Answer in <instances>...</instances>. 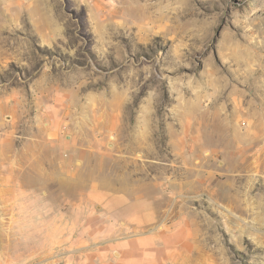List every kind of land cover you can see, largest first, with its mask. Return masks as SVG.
Returning a JSON list of instances; mask_svg holds the SVG:
<instances>
[{
  "label": "rangeland",
  "instance_id": "rangeland-1",
  "mask_svg": "<svg viewBox=\"0 0 264 264\" xmlns=\"http://www.w3.org/2000/svg\"><path fill=\"white\" fill-rule=\"evenodd\" d=\"M0 264H264V0H0Z\"/></svg>",
  "mask_w": 264,
  "mask_h": 264
},
{
  "label": "bare ground",
  "instance_id": "bare-ground-1",
  "mask_svg": "<svg viewBox=\"0 0 264 264\" xmlns=\"http://www.w3.org/2000/svg\"><path fill=\"white\" fill-rule=\"evenodd\" d=\"M253 158H254V157H253ZM233 186H234V185H233ZM239 191H240V190H239ZM240 193H241V192H239V194H240ZM229 195H230V194H229ZM235 195H236V193H235ZM242 195H243V194H241V196H242ZM227 196H228V195H227ZM230 196H232V195H230ZM231 198H232V197H231ZM234 199H235V198H234ZM237 199H239V198H237ZM240 199L243 200V198H241V197H240ZM240 199H239V200H240ZM235 201H236V200H235ZM240 201H241V200H240ZM236 202H237V201H236ZM232 203H234V202H232ZM230 204H231V201H230ZM234 204H235V203H234ZM232 205H233V204H232ZM234 206H235V205H234Z\"/></svg>",
  "mask_w": 264,
  "mask_h": 264
}]
</instances>
